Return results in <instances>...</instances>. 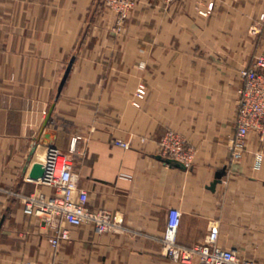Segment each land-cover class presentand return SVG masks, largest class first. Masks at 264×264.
I'll return each instance as SVG.
<instances>
[{
	"label": "crops",
	"instance_id": "obj_1",
	"mask_svg": "<svg viewBox=\"0 0 264 264\" xmlns=\"http://www.w3.org/2000/svg\"><path fill=\"white\" fill-rule=\"evenodd\" d=\"M263 12L264 0H139L117 34L103 0H0V264H187L159 240L170 208L180 244L204 242L216 222L220 247L264 260V138L251 130L232 158L240 71L264 56V21L251 33ZM168 130L194 148L190 166L159 154ZM52 149L72 160L88 208L122 230L61 221L70 237L54 246L24 213L18 194L52 192Z\"/></svg>",
	"mask_w": 264,
	"mask_h": 264
},
{
	"label": "built area",
	"instance_id": "obj_2",
	"mask_svg": "<svg viewBox=\"0 0 264 264\" xmlns=\"http://www.w3.org/2000/svg\"><path fill=\"white\" fill-rule=\"evenodd\" d=\"M103 1L105 7L115 14V30L121 31L137 0ZM211 7L212 5H209V9ZM258 21H264V13L259 15ZM258 31L259 28L253 30L255 33ZM240 76L242 84L237 89V142L233 147V159L241 156L239 148L251 130L257 131L264 138V56H257L251 66L241 69ZM113 143L122 147L129 146L128 142L121 139H114ZM159 154L190 166L194 148L187 144L183 135L168 130L159 141ZM44 166L52 192L18 194V197L24 213L35 217L42 226L53 233L51 242L54 246L70 237L68 228L63 227L61 221L76 227L89 224L98 234L122 230V219L117 218L115 214L106 209L88 208V193L78 186V174L73 169L72 160L65 153L58 149L48 151ZM180 217L179 209H169L166 230L159 239L163 253L171 260L187 264H264V260L241 258L235 250L220 247L216 222L209 225L204 242L191 246L180 244L177 240ZM23 264L35 263L26 261Z\"/></svg>",
	"mask_w": 264,
	"mask_h": 264
},
{
	"label": "water",
	"instance_id": "obj_3",
	"mask_svg": "<svg viewBox=\"0 0 264 264\" xmlns=\"http://www.w3.org/2000/svg\"><path fill=\"white\" fill-rule=\"evenodd\" d=\"M74 59H75V57L73 56L70 59V61L68 62L67 66H66V68L64 70L63 76H62V78L60 80V83H59V86H58V90H57V94H56V99L58 98V96H59V94H60V92H61V90H62V88L64 86V83H65V81H66V79H67V77L69 75V72H70V69H71V66L73 64ZM53 107H54V104H52L50 106L44 124H46L48 122V120L50 118V115H51V113L53 111ZM166 161L169 162V163H173V164H175L177 166L185 167V165L182 162H180L178 160H175V159L167 158ZM33 174L36 177H40V178L43 177L44 167L42 165V162H36L35 163V166L33 168ZM213 185H214V183L212 184V187H213Z\"/></svg>",
	"mask_w": 264,
	"mask_h": 264
},
{
	"label": "rangeland",
	"instance_id": "obj_4",
	"mask_svg": "<svg viewBox=\"0 0 264 264\" xmlns=\"http://www.w3.org/2000/svg\"><path fill=\"white\" fill-rule=\"evenodd\" d=\"M103 2H104V1H103ZM138 2H139V0H137L136 5L138 4ZM136 5H135V7H136ZM135 7H134V8H135ZM134 8H133V10H134ZM133 10H132V11H133ZM132 11H131V12H132ZM131 12H130V13H131ZM202 13H203V12H202ZM204 13H206V12L204 11ZM263 13H264V12H263ZM129 15H130V14H129ZM258 20H259V18H258ZM261 22H263V21H261ZM261 22L258 21L257 24H255V25L252 26V28H251V33H255V32H253L254 28H259V31L261 30V28H263V23H261ZM114 25H115V23H114ZM114 25H113V30H114V32L117 33V34H120V33L123 31L124 28H123L121 31H116V30H115L116 27H115ZM123 27H124V26H123ZM140 64H141V63H140ZM141 65H142V64H141ZM141 65H140V66H141Z\"/></svg>",
	"mask_w": 264,
	"mask_h": 264
}]
</instances>
